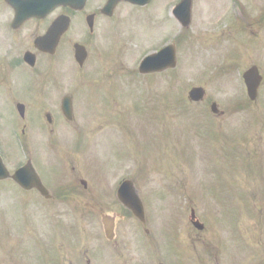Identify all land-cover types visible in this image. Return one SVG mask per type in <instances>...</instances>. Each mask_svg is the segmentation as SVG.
<instances>
[{
    "label": "rangeland",
    "instance_id": "obj_1",
    "mask_svg": "<svg viewBox=\"0 0 264 264\" xmlns=\"http://www.w3.org/2000/svg\"><path fill=\"white\" fill-rule=\"evenodd\" d=\"M179 1L154 0L133 14L120 6V26H104L100 40L82 25L89 64L80 67L70 52L65 67L64 60L41 75L47 78L24 79L23 87L43 93L38 106L59 112L61 99L74 96L75 121L57 133L65 140L52 163L78 191L49 207L0 193V264H264V88L254 104L242 78L252 64L264 72V21L248 25L259 16L247 9L254 0H193L191 23L183 27L172 17ZM165 31L162 43H179L177 66L141 74L142 58L160 46L151 40ZM193 87L205 88L206 98L191 99ZM213 103L223 113L212 111ZM30 117L40 123L37 112ZM76 134L87 140L86 175L73 170H82ZM41 172L50 184L58 175ZM125 179L144 199V221L118 204ZM105 214L124 215L113 239ZM26 215L39 232L27 234V218L20 219ZM75 232L81 239L74 245Z\"/></svg>",
    "mask_w": 264,
    "mask_h": 264
},
{
    "label": "flooded vegetation",
    "instance_id": "obj_2",
    "mask_svg": "<svg viewBox=\"0 0 264 264\" xmlns=\"http://www.w3.org/2000/svg\"><path fill=\"white\" fill-rule=\"evenodd\" d=\"M244 1L247 4L249 2V0ZM257 1H260L259 7L256 5ZM22 2L23 0H0V157L2 163V166H0V174L2 176L0 179V193L4 194V196L8 195V198L11 196L14 202L18 200L16 197H20L21 201L24 202L22 203L24 206L31 204L33 201L45 202L48 207L54 205L53 203L55 202L59 203L58 206H62L72 193L76 196L78 188L76 184L68 181L66 170H62L59 165L52 162L57 159L59 149L65 140L64 137L57 135V133L60 129L65 132L69 122L75 121L74 96L67 94L71 96L73 104L69 119L63 112V98L60 104H57L60 108V115L57 107H51L53 104L38 106L39 101L42 100L41 94L43 95V93H37L32 88L23 87L25 84L24 79L29 78L33 82L37 77L47 78L41 75L47 72L49 76L50 70L53 71L55 63L60 68V64L64 60L63 66L65 67L66 60L70 59L65 57H71L70 52L74 54V59L77 60V47L84 58L82 65L79 66L84 67L89 64L93 52L89 42L90 39L87 40L89 34L84 38L82 32L85 29L79 30L82 25L88 27L92 35L97 30L95 37H99L100 40L103 37V31L108 30L104 26L108 25L112 29L115 26H120L119 22L122 19L117 15L120 6L123 8L131 7L133 14L135 10L139 12L147 11L154 5V0H151L146 5H138L126 0H66L65 3L58 6H52L50 1L47 4L38 2V5L31 13L27 11V7L20 5ZM262 2L263 0H254L249 7L246 6L250 10L249 13L255 11L259 15L253 23L247 21L249 26L256 24L262 26L264 21V9H261L264 2ZM99 4L102 6H99ZM172 17H174L173 14ZM229 17H232L231 14H229ZM116 20L118 23H115ZM161 23L159 29H164L162 17ZM253 31L254 37H257L258 30L253 29ZM182 33L183 31L180 30L177 35H182ZM163 37L165 39L168 37L166 31L164 35L155 36L151 40H160V46L158 49L149 51L148 54L158 52L167 47V45H172L178 62L179 43L173 41L164 44L161 42ZM101 51H103V46H101ZM228 64L229 62H227ZM253 66L258 65L252 64L249 68ZM258 67L259 75L261 76L259 100L261 99L260 91L262 92L264 88V72L260 66ZM166 71H162V73ZM144 73L146 76L161 74L158 71H144ZM55 77L51 78L53 85L56 82ZM41 89L43 90L44 87L42 86ZM27 90L29 92H26ZM6 106H9V109ZM44 107L47 110L43 112ZM32 111L38 113L41 124L38 123L36 117H30ZM7 118H9V122L6 120ZM61 120L64 122L62 123ZM42 121L44 122L42 123ZM45 124L46 128L43 127ZM59 126L60 128H57ZM76 136L78 138V146L76 147L80 152V168L82 170L76 167L73 170L77 175H82L83 173L86 175V160L85 155L81 154V150L83 142L86 143L87 140L81 134H76ZM22 168L24 174L18 176V170ZM42 169L48 171V173L57 171L58 175L55 177L54 183L50 184L44 180ZM39 179H41L42 186L46 190L44 192L40 187ZM20 180L25 183H21ZM80 181L84 190L88 191L89 183H86L81 178ZM6 190L11 191V193L8 194ZM108 192L110 193V190ZM40 196H43V199H40ZM117 198L118 204L122 205L118 192ZM124 209L130 212L127 208ZM120 217L123 218L124 215L121 214ZM26 218L28 221L27 234L39 232V226L33 224L30 215L22 216L20 219ZM117 222L119 223V221L115 222V227L117 228L115 229L116 237L118 236L119 227ZM50 230H52V226L45 222L43 235H49ZM8 233L7 231L5 234L9 235ZM16 234L18 235L17 231ZM80 239L76 233V235H73L71 243L73 241L75 245V240L80 242Z\"/></svg>",
    "mask_w": 264,
    "mask_h": 264
},
{
    "label": "water",
    "instance_id": "obj_3",
    "mask_svg": "<svg viewBox=\"0 0 264 264\" xmlns=\"http://www.w3.org/2000/svg\"><path fill=\"white\" fill-rule=\"evenodd\" d=\"M50 1L52 6H56L59 4L65 3L66 0H23L20 3L21 6L27 7V11L30 13L32 10L38 5V2H45L46 4ZM132 1L138 4H145L149 0H127ZM191 0H184L180 3L176 10L175 14L179 17L182 23L187 26L190 24L191 18ZM58 30V29H56ZM77 59L82 63L83 56L77 47ZM176 65V55L173 46H169L164 48L158 53L153 54L152 56L146 57L141 65V71H156V70H164L168 67H174ZM245 81L247 83L248 92L252 99L257 98V91L260 83V77L258 76V69L253 67L244 75ZM205 95V90L201 87H195L190 92L191 99L194 100H201ZM64 106H70L68 100L64 102ZM214 111H217V106H212ZM24 174V170L18 172V176H22ZM0 177H2L0 175ZM21 182L25 183L24 181L20 180ZM119 196L123 203H125L129 208L133 210V212L144 219V208L143 204L137 194V191L131 181H125L122 183L119 189ZM194 224L196 226L201 227V225L195 221Z\"/></svg>",
    "mask_w": 264,
    "mask_h": 264
}]
</instances>
